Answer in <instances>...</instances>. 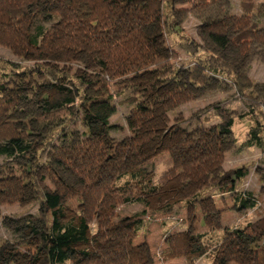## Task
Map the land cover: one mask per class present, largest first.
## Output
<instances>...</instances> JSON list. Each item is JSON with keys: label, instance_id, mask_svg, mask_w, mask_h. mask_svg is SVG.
<instances>
[{"label": "trees", "instance_id": "16d2710c", "mask_svg": "<svg viewBox=\"0 0 264 264\" xmlns=\"http://www.w3.org/2000/svg\"><path fill=\"white\" fill-rule=\"evenodd\" d=\"M172 1L0 0V46L9 48L16 57L34 60L37 69H41V62L68 63L71 54L84 53L89 57L88 68L91 70L89 75L79 76L81 87L73 81L56 83L53 100L44 97L43 108L47 113L44 117L48 119L70 116L74 121L78 111L84 109L82 137L56 147L52 154L53 162L76 176L82 188L76 189L67 183L52 166L44 168L43 177L52 180L54 191L44 190L33 180V197L39 203V218L28 216L27 224L39 241L43 256H35L25 264H154L150 243L136 241L141 220L130 216L119 218L118 208L124 203L141 200L139 194L147 187L151 192L156 191L155 186L137 182L136 172L148 161L146 146L156 132L147 129L112 144L109 131L117 126L109 119L117 112V107L102 97L109 100V87L113 82L152 69L160 79L172 77L175 71L173 59L178 54L176 49L162 46L158 37L147 30L165 22V8L171 7ZM183 1L190 7L186 10H197L222 0ZM239 1L242 15L204 23L203 30L220 47L231 45L246 53L251 42L264 45V34L260 32L258 21L251 18L257 11L262 16L264 13L255 0ZM38 8L51 25L40 28L37 34L32 33V25ZM167 16L170 17V13ZM171 26L185 37L176 21ZM181 45L192 55L201 50L191 38L184 39ZM49 72L56 76L54 70ZM189 72L190 82L197 86H203L216 73L233 75L235 93L249 106L257 125H264V101L255 94L254 82L245 73L213 56L198 57ZM4 90L5 86L0 85V156L30 162L36 151L35 144L28 139L30 133L8 119L21 97L3 93ZM194 97L187 86L176 84L165 91L158 105L131 96L122 103L133 105L131 123L142 126ZM215 109L220 119L218 123L184 131L168 147L172 162L169 176L183 172L190 182L199 183L222 168L226 160V140L235 124V111L217 105ZM252 135L257 144H261L256 129ZM52 146L49 140L42 155ZM27 165L33 168L31 164ZM237 170L222 176L231 178L232 191L236 190V182L241 176ZM25 186L26 183L19 179L14 182L0 179V206L22 202ZM73 199L80 200L82 216L78 223L64 224L60 220L61 210ZM236 200L232 207L236 211L255 208L260 203L259 197L252 192L243 191ZM50 212L52 223L45 230L39 223H47ZM260 213L255 222L226 231L221 241L192 242L202 235L195 237L187 231H177L168 235V244L176 257L195 253L209 257L211 264H264V212ZM260 239H263L262 244ZM79 244L90 247L79 249L76 247ZM8 248L7 244L0 247V264Z\"/></svg>", "mask_w": 264, "mask_h": 264}, {"label": "rangeland", "instance_id": "374dc122", "mask_svg": "<svg viewBox=\"0 0 264 264\" xmlns=\"http://www.w3.org/2000/svg\"><path fill=\"white\" fill-rule=\"evenodd\" d=\"M255 2L264 13V0ZM186 9L190 7L183 0H173L171 7L165 8V22L147 29L150 35L158 37L162 46L176 49L178 54L173 59L175 71L172 77L160 79L152 69L139 76H128L113 82L109 87V100L106 96L102 97L117 107V112L109 119L111 124L117 126L109 131L112 144L147 129L156 132L154 139L146 146L148 161L136 171L137 182L155 186L156 191L151 192L147 187L139 194L141 200L124 203L118 208L119 218L130 216L141 220L136 241L147 240L150 243L154 264H211L209 257H201L195 253L176 257L168 244V235L187 231L191 236L202 235L192 242H218L226 231L255 222L260 218V212H264V125H257L255 115L249 112V106L235 93L233 75L227 72L216 73L203 86L194 85L189 80V69L194 66L198 57L221 58L235 70L249 76L254 82L255 94L264 101V45L251 42L248 52L244 53L231 45L220 47L203 30L204 23L242 15L239 0H222L205 9ZM38 11L32 25V33L37 34L40 28L51 25L40 8ZM259 12L254 13L251 18L252 21H258L260 32L264 34V16ZM168 13L170 17L167 16ZM173 21L182 30L184 38L180 31H175V27L171 26ZM188 38L195 40L200 46L201 50L197 55L190 54L181 45ZM88 61L89 57L84 53L76 56L71 54L68 63L41 62L43 67L37 69L34 60L16 57L9 48L0 46V85L5 86L3 93L18 94L21 97L17 107L10 111L8 119L22 131L30 133L28 139L35 144L36 150L31 155L30 162L0 156V179L10 182L19 179L26 183L25 199L22 202L0 206V247L6 244L10 247L2 264H25L35 256H43L39 241L27 223L30 221L28 216L37 220L39 218V203L33 197V180L38 181L44 190H55L52 180L43 177L45 167H54L67 183L76 189L82 188L76 176L53 162L52 154L56 147L82 137L84 109L78 111L74 121L70 116L48 119L44 117L47 113L43 108V100L46 96L53 100L57 90L54 86L56 83L69 84L73 81L76 86L81 87L79 76H86L91 72ZM50 70H54L56 76L51 75ZM176 84L187 86L194 94V99L142 126L131 123L130 112L133 105L129 102L122 103V100L131 96L158 105V100L163 98L165 91ZM215 105L235 111L233 132L227 137L225 144L224 165L199 183L190 182L183 172L169 176L172 162L168 147L184 131L218 123L220 119ZM262 110L264 113V108ZM253 129H256L261 139L259 145L253 138ZM49 140L53 146L43 156L42 152ZM27 164H31L33 168ZM236 169H239L237 171L241 176L236 182V190L232 191L231 178L222 176ZM243 191L252 192L255 197H259L260 207L241 211L233 209L236 198ZM60 214L62 223H78L82 216L80 200L70 201ZM41 223L39 225L48 230L52 223V213H49L47 223ZM259 241L260 244L263 243V239ZM76 247L82 249L90 246L79 244Z\"/></svg>", "mask_w": 264, "mask_h": 264}]
</instances>
